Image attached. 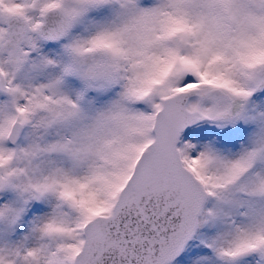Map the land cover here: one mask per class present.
Instances as JSON below:
<instances>
[{"label":"snow or ice","instance_id":"snow-or-ice-1","mask_svg":"<svg viewBox=\"0 0 264 264\" xmlns=\"http://www.w3.org/2000/svg\"><path fill=\"white\" fill-rule=\"evenodd\" d=\"M0 264H264V0H0Z\"/></svg>","mask_w":264,"mask_h":264}]
</instances>
